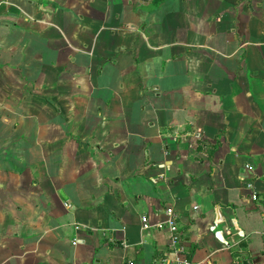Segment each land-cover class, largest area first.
I'll return each instance as SVG.
<instances>
[{"label": "crops", "instance_id": "obj_1", "mask_svg": "<svg viewBox=\"0 0 264 264\" xmlns=\"http://www.w3.org/2000/svg\"><path fill=\"white\" fill-rule=\"evenodd\" d=\"M169 206L264 264V0H0V264H152Z\"/></svg>", "mask_w": 264, "mask_h": 264}, {"label": "built area", "instance_id": "obj_2", "mask_svg": "<svg viewBox=\"0 0 264 264\" xmlns=\"http://www.w3.org/2000/svg\"><path fill=\"white\" fill-rule=\"evenodd\" d=\"M246 188L251 190V199H256L257 195L253 183H246ZM164 214L166 216L164 224L156 223L153 227L159 229L165 227L170 232V248L163 252L152 264H192L188 258L187 247L182 237L179 216L171 206L164 208ZM149 227L148 222L143 224L144 229L147 230ZM73 243H75V239Z\"/></svg>", "mask_w": 264, "mask_h": 264}, {"label": "water", "instance_id": "obj_3", "mask_svg": "<svg viewBox=\"0 0 264 264\" xmlns=\"http://www.w3.org/2000/svg\"><path fill=\"white\" fill-rule=\"evenodd\" d=\"M233 258H243L242 260H241V264H250L249 263V260L247 259V254H241V253H235L234 255H233Z\"/></svg>", "mask_w": 264, "mask_h": 264}]
</instances>
